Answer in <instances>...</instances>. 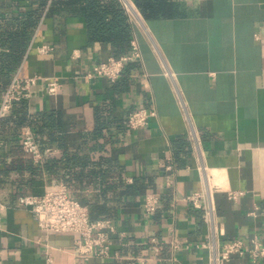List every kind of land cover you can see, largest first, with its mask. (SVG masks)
Instances as JSON below:
<instances>
[{
    "label": "crops",
    "instance_id": "0c3cea01",
    "mask_svg": "<svg viewBox=\"0 0 264 264\" xmlns=\"http://www.w3.org/2000/svg\"><path fill=\"white\" fill-rule=\"evenodd\" d=\"M85 1L0 0V103L16 74L43 77L2 119L0 264H209L210 202L218 251L237 238L264 243V0H130L135 16L122 0H99L125 12L126 44L93 37ZM133 40L141 57L116 81L87 76ZM44 77L60 80L56 94ZM143 107L156 115L131 129L128 114ZM25 126L42 164L22 149ZM57 183L93 218L113 219L109 257L79 259L75 234L41 230L20 205ZM149 191L161 197L154 213L144 208ZM193 193L203 208L186 199Z\"/></svg>",
    "mask_w": 264,
    "mask_h": 264
},
{
    "label": "built area",
    "instance_id": "2783aa9c",
    "mask_svg": "<svg viewBox=\"0 0 264 264\" xmlns=\"http://www.w3.org/2000/svg\"><path fill=\"white\" fill-rule=\"evenodd\" d=\"M54 0H49L52 2ZM127 11L131 15H137L136 10L130 0H122ZM52 46L44 44L40 46L41 53H47ZM141 57V52L136 40L132 41V51L129 54L121 56H111L107 60L95 65L91 72L87 73L91 78H105L109 81H116L123 73L128 61ZM169 74L172 73L169 71ZM40 75L21 77L16 74L8 88L6 89L0 103V129L2 119L7 116L16 102L26 100L31 95L33 85L39 79ZM47 81L46 89L50 94H56L61 87L60 80L56 78L44 77ZM156 111L152 108H136L130 111L127 117V123L131 129H137L146 126ZM196 139V133L192 132ZM22 149L26 155L32 158L34 163L42 164L44 153L37 142L32 128L25 126L21 130ZM48 152H52L48 149ZM171 169L172 167H168ZM170 183V181H169ZM241 191H230L232 198L237 199ZM200 193H193L187 196V200L192 201L195 206L202 207L200 203ZM21 206L29 209L38 224V227L47 233H73L76 235L74 240V254L83 261L91 258H107L110 256L112 244V234L116 232V225L111 218H93L87 205L79 199L72 196L69 187L64 183L48 184L44 187L42 193H25L18 198ZM161 197L158 192L149 191L145 194L144 208L147 213H154L160 205ZM205 220L212 232V239L201 243L202 247H208L209 264H220L222 261H228L233 255L244 256L249 253L251 264H259L264 259V243L254 236L247 246L243 239H234L224 242L220 251L216 246L215 236V218L214 207L210 202L204 208ZM52 261L50 254L47 258Z\"/></svg>",
    "mask_w": 264,
    "mask_h": 264
},
{
    "label": "trees",
    "instance_id": "16d2710c",
    "mask_svg": "<svg viewBox=\"0 0 264 264\" xmlns=\"http://www.w3.org/2000/svg\"><path fill=\"white\" fill-rule=\"evenodd\" d=\"M85 2L87 3V5L83 7V9L87 17L89 27L93 31V37L105 38L107 33H113L111 37L121 39L118 41L120 44L128 43L130 30L127 23L126 14L125 12H123V10L117 9V11H109L107 7L101 9L99 0H86ZM110 14L112 17L110 16ZM108 17H111L112 22L106 20L108 19ZM114 19L117 21V25H113ZM131 51L132 50L126 53L129 54Z\"/></svg>",
    "mask_w": 264,
    "mask_h": 264
}]
</instances>
